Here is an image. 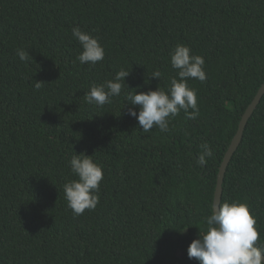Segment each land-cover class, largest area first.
<instances>
[{
	"label": "trees",
	"instance_id": "16d2710c",
	"mask_svg": "<svg viewBox=\"0 0 264 264\" xmlns=\"http://www.w3.org/2000/svg\"><path fill=\"white\" fill-rule=\"evenodd\" d=\"M75 26L98 39L102 61L80 64ZM176 44L205 59L206 81H187L199 116L181 110L169 131L145 133L126 96L168 90ZM121 69L119 96L85 102ZM263 82L264 0H0V264H199L188 247L207 228L218 166ZM205 142L214 155L200 164ZM81 152L103 180L96 208L75 216L63 186ZM224 201L248 205L264 244V94L227 164Z\"/></svg>",
	"mask_w": 264,
	"mask_h": 264
},
{
	"label": "clouds",
	"instance_id": "9594fccd",
	"mask_svg": "<svg viewBox=\"0 0 264 264\" xmlns=\"http://www.w3.org/2000/svg\"><path fill=\"white\" fill-rule=\"evenodd\" d=\"M72 36L82 48L77 56L80 64L95 65L104 59V48L96 37L79 26L72 28ZM190 53V47L185 44H176L172 49L170 61L172 68L177 70V76L171 79L167 91L157 87L155 90L136 91L135 94L126 96V101L139 107L138 113L135 108L130 107L128 114L138 121L143 132L149 133L153 127H158L162 132L169 131L171 119L181 110L188 119L195 120L199 116L196 90L190 88L187 81H206L205 59L201 55ZM16 55L25 63L29 62L30 57L33 59L29 51L23 48H17ZM129 74V70L121 69L103 84H93L84 92L85 102L101 107L111 103L112 97L121 94L125 78ZM160 76L161 73L156 71L151 77L160 79ZM42 82L36 80L34 89L39 90ZM201 149L197 160L200 164L205 162L206 157L214 155L207 142L201 145ZM68 163L76 178L64 184V195L68 208L75 216H80L85 210H94L99 203L103 170L91 155L84 152L75 153ZM205 222L206 230H199L198 237L188 247L187 254L190 259H197L199 264H262L264 244L257 243L260 233L247 204L238 201H224L218 205L213 203Z\"/></svg>",
	"mask_w": 264,
	"mask_h": 264
},
{
	"label": "water",
	"instance_id": "95a60500",
	"mask_svg": "<svg viewBox=\"0 0 264 264\" xmlns=\"http://www.w3.org/2000/svg\"><path fill=\"white\" fill-rule=\"evenodd\" d=\"M263 94H264V82L261 83V85L258 87L251 101L247 104L243 113L241 114L240 119L238 121L236 131L234 135L232 136L230 143L227 149L225 150L223 157L221 159V162L218 166V171L216 175L217 176L216 186H215L214 195H213V203H216L217 205L220 203L221 185H222V180L224 177L227 164L229 163V160L231 159L233 153L235 152L238 145L240 144L242 136H243V131L247 124V121L249 117L251 116V114L253 113L255 107L259 103ZM262 262L264 263V254H262Z\"/></svg>",
	"mask_w": 264,
	"mask_h": 264
}]
</instances>
